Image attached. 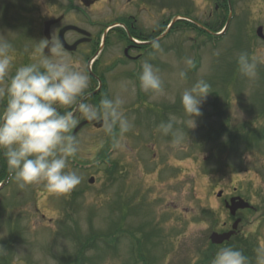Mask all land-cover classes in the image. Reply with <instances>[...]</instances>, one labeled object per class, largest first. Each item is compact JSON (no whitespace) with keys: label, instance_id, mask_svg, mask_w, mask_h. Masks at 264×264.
<instances>
[{"label":"rangeland","instance_id":"374dc122","mask_svg":"<svg viewBox=\"0 0 264 264\" xmlns=\"http://www.w3.org/2000/svg\"><path fill=\"white\" fill-rule=\"evenodd\" d=\"M103 1L91 11L101 21L109 19L111 6L118 11L126 4ZM144 1L149 13L142 12L139 22L147 31L156 13L176 25V31L158 43L159 50L144 56L160 70L164 94L153 96L140 89L139 74L130 71L142 63L108 73L113 81L106 96L119 93L134 123L126 134V149H114L103 128L86 125L76 135L80 151L73 158L90 168L77 170L68 162L82 177L71 192L52 193L43 183L20 188L11 178L0 190V248L5 249L0 264H211L209 236L230 223L223 201L231 195L256 208L239 212L243 222L234 240L248 242L253 254V239L258 246L264 244V73L250 82L236 63L240 52L264 59V43L254 34L258 26L264 29V0H231L232 20L216 46L178 21L191 19L212 27L217 18L223 24L224 18L215 14L221 0ZM71 5L82 9L79 0H0V34L13 45L9 78L18 67L35 62L31 39L36 45L39 36L30 37L42 24L40 19L49 16L46 7L57 15ZM113 49L118 52V47ZM186 58L193 65H186ZM181 70L187 72L183 83L178 79ZM200 79L211 85V93L201 105L196 127L183 128L185 143L174 147L172 137L158 126L170 114L185 118L180 94ZM246 128L260 133L261 139H254L249 148L239 140L253 137L244 134ZM98 159L101 165L91 168ZM90 177L93 183H88Z\"/></svg>","mask_w":264,"mask_h":264},{"label":"clouds","instance_id":"9594fccd","mask_svg":"<svg viewBox=\"0 0 264 264\" xmlns=\"http://www.w3.org/2000/svg\"><path fill=\"white\" fill-rule=\"evenodd\" d=\"M44 48H48L47 55L43 54ZM159 48V44H153L154 50ZM12 51V43L0 34V99L6 100L0 107V152L18 187L43 183L49 192L69 193L82 181L77 171L68 167L69 158L79 153L81 143L72 131L78 123L72 109L88 121L102 122L112 147L122 151L126 149V134L134 127L123 110L126 101L117 93L105 96L98 104L88 102V73L77 66L58 39H46L40 48L41 56L33 63L18 67L9 78ZM236 63L240 74L252 82L258 78V66L264 59L240 52ZM185 64L193 65L192 59L186 58ZM186 77V71L178 72L181 83ZM139 86L153 96L165 92L160 70L148 60L141 65ZM210 88L204 79L184 87L180 104L185 118L170 114L167 121L159 124V131L172 137V146L185 143L183 128L196 127V118L202 115L201 105L211 93ZM170 99L175 103V96ZM238 114L241 118L242 114ZM4 251L0 248V254ZM254 254L255 264H264V244L257 246ZM211 264L252 262L243 251L228 245L215 252Z\"/></svg>","mask_w":264,"mask_h":264},{"label":"flooded vegetation","instance_id":"af4514ba","mask_svg":"<svg viewBox=\"0 0 264 264\" xmlns=\"http://www.w3.org/2000/svg\"><path fill=\"white\" fill-rule=\"evenodd\" d=\"M101 2L104 1L99 0L86 8L82 7L81 11L76 10L77 7L73 5L67 6L69 9L63 10L57 15L48 12L47 7L50 4L43 2V5H47L44 13L49 16L45 19L44 15L40 19L42 28L46 21H57L51 24L49 28V40L55 38L60 42H64L67 45L63 46L65 51L74 58L77 66L83 67L87 71L90 80L87 100L88 102L97 104L106 96V90L108 91V86L113 81L112 75L109 77L108 73L119 67L126 68L127 65L129 67L130 65L143 63L145 60L144 56L147 55L146 52L153 49V45L148 44V42L154 40L163 32L162 20L156 21L149 33L145 27L140 25L139 17H142V12H147L146 6L142 5V1L126 0V4L122 5V8L118 11L113 10L116 7L111 6L109 8V19L104 21H101V17L99 18L97 14L91 15L92 9ZM114 2L119 4L117 0H114ZM75 13L77 17L74 16ZM41 16L42 14L39 12L38 17ZM40 26L39 39L36 41V45L31 40V57L34 55L35 59L41 56V45L47 39L43 36ZM69 26L76 28L66 29ZM149 34L150 38H148ZM75 44L76 46L72 48ZM113 47H118V52L115 53ZM43 54H48V48H46V52H43ZM137 68V70L130 71L131 73L128 72V74L137 76L141 71L140 66H137ZM118 76L121 78L122 74L120 76L118 73ZM5 103V99H0V107ZM60 110L64 111V109ZM72 111L78 120L73 130L79 124L88 122L75 108ZM86 125H89L92 130L95 128V122L91 121L85 124L79 132ZM8 170L6 160L3 158L2 152H0V176L6 175ZM230 227L223 224L222 229L228 230ZM238 233L239 231H237ZM223 246H227V244H223L219 248Z\"/></svg>","mask_w":264,"mask_h":264},{"label":"water","instance_id":"95a60500","mask_svg":"<svg viewBox=\"0 0 264 264\" xmlns=\"http://www.w3.org/2000/svg\"><path fill=\"white\" fill-rule=\"evenodd\" d=\"M85 4L86 3V0H82ZM50 23L49 24H46V27H45V34H47V30H48V27H49ZM257 36L260 37V38H263V34H262V28H258L257 29ZM101 125V123H100ZM100 125H97V126H100ZM81 126H79L76 130H78ZM90 183L93 182V179H90L89 181ZM221 193H218V196H220ZM248 204L246 202H244L242 199L240 198H232L230 200V203H226V208L229 209L230 211V214L231 215H235V212L238 210V209H245V208H248ZM239 223V220L235 221L234 224H233V230L236 229L237 227V224ZM233 234V231L230 232V233H226V234H217V233H213L210 237L211 239V242L213 244H221L222 242H224L225 240H228L229 237Z\"/></svg>","mask_w":264,"mask_h":264},{"label":"trees","instance_id":"16d2710c","mask_svg":"<svg viewBox=\"0 0 264 264\" xmlns=\"http://www.w3.org/2000/svg\"><path fill=\"white\" fill-rule=\"evenodd\" d=\"M227 1L228 0H221V3H220V5L222 6V7H224V9H227L226 7H227ZM224 19H225V17H223ZM187 25H189V26H192L193 27V25H191V24H187ZM215 24H213L212 25V27H208L210 30H212V32H216L217 30H218V28H219V23L217 22V24H216V26L215 27H213ZM193 28H196V27H193ZM199 32H201V33H204L202 30H198ZM264 73V72H263ZM226 119V118H225ZM226 123H227V120H226ZM246 130H248L247 132H245L244 134L245 135H249L250 133H254L253 134V137L251 138V140H249V141H247L246 139H244V137H240L239 138V140H244L245 141V143H248L247 144V146L246 147H251L252 146V144H253V140L255 139L256 140V142H259L261 139H258L259 138V135H260V133H258V132H254L253 131V129H248V128H246ZM263 135V134H262ZM238 140V141H239ZM209 210V209H208ZM209 213H210V211H208ZM211 214V213H210ZM8 242V241H7Z\"/></svg>","mask_w":264,"mask_h":264}]
</instances>
